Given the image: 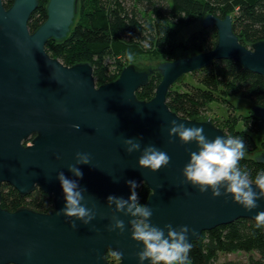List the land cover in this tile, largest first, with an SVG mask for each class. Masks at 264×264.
<instances>
[{
  "label": "water",
  "instance_id": "obj_1",
  "mask_svg": "<svg viewBox=\"0 0 264 264\" xmlns=\"http://www.w3.org/2000/svg\"><path fill=\"white\" fill-rule=\"evenodd\" d=\"M38 7L39 0H15L7 9L0 0V264H112L109 252L117 255L119 264H140L136 254L143 244L131 238L132 217L115 212V205L109 207L107 201L110 195L128 199L129 180L139 185L137 193L142 184L151 191L146 203L153 212L149 222L164 229L166 236L165 225H187L190 246L219 226L240 219L256 221L257 213L264 211V199L248 211L230 195L213 198L211 189L202 194L184 183L183 168L198 148L195 142L184 145L178 136L170 137L171 121L202 127L209 140L230 136L211 116H179L169 107L168 96L186 75L219 60H234L264 77V40L246 46L234 32L232 16L210 14L201 22L203 28L218 31L214 49L181 52L174 61L145 69L129 64L117 80L98 86L92 63L66 66L46 50L50 40L63 41L70 34L78 0H50L47 20L32 33L29 21ZM156 73L162 81L154 98L140 100L137 92ZM250 109L264 123V108ZM74 125H80L79 130ZM127 138L139 139L141 150L127 153ZM148 145L166 152L170 163L156 172L140 168L138 159ZM77 152L91 156V164L77 165L82 179L68 169L76 163ZM248 156L264 164L262 146ZM59 172L87 189L82 203L96 213L89 224L57 215L65 206ZM4 184L23 198L40 189L52 198L53 209L41 213L29 207L14 212L3 208ZM113 215L125 222L123 233L109 231Z\"/></svg>",
  "mask_w": 264,
  "mask_h": 264
},
{
  "label": "trees",
  "instance_id": "obj_2",
  "mask_svg": "<svg viewBox=\"0 0 264 264\" xmlns=\"http://www.w3.org/2000/svg\"><path fill=\"white\" fill-rule=\"evenodd\" d=\"M14 1L3 0V3L9 9ZM49 1L39 0V7L29 21L32 33L47 20ZM210 14L222 19L232 16L234 32L246 46L264 40V0H78V13L70 34L63 41L50 40L46 50L66 66L92 63L100 86L117 80L129 65L126 61L131 59L145 56L171 62L181 52L204 53L214 49L218 41V31L214 28L196 31L184 41L176 40L177 25H188ZM192 77L197 84L184 83L180 86L183 90L173 86L168 96L171 110L183 118L203 117L211 103L232 96L250 101L253 107L264 108V77L246 71L234 60L216 61ZM161 81L162 76L156 73L137 92V97L151 100ZM240 122L242 130L237 129ZM214 123L228 136L243 140L245 155L239 167L254 181L258 173L264 172V164L255 160L257 155L254 158L248 155L260 149L254 135L263 133L264 123L253 113L238 115L226 126L216 120ZM150 193L147 185L142 184L138 191L141 205H146ZM2 195L1 206L12 212L21 207L41 213L53 209L52 198L40 189L23 198L13 187L4 184ZM239 252L256 254L248 264H264V227H257L256 221L240 219L204 232L190 246L187 264H218L220 255ZM107 259L112 264L120 261L113 252L107 254Z\"/></svg>",
  "mask_w": 264,
  "mask_h": 264
},
{
  "label": "clouds",
  "instance_id": "obj_3",
  "mask_svg": "<svg viewBox=\"0 0 264 264\" xmlns=\"http://www.w3.org/2000/svg\"><path fill=\"white\" fill-rule=\"evenodd\" d=\"M131 59V56H129ZM79 130L80 125H74ZM169 136L179 137L181 144L195 142L198 151L190 152V161L183 168L184 183L197 187L200 193H207L211 189L213 198L222 195H230L234 202L244 209L251 211L259 207L257 201L264 199V172L258 173L255 180L249 178V173L239 167V161L244 157L245 144L243 140L227 137H216L209 140L204 135L202 127H187L176 120L171 121ZM170 142H173L170 140ZM126 152L141 150L139 139L127 138L124 140ZM190 151V150H189ZM59 158V157H58ZM168 154L154 145L143 148L138 159L140 168L150 169L152 172L160 170L170 163ZM91 164V156L87 153L77 152L76 163L68 166V169L77 178H83V172L77 165ZM57 179L60 181L65 196V206L57 212V215H64L68 218H76L84 224H89L95 219L96 213L82 203L85 200L84 193L87 189L80 187L77 180L69 179L63 172H59ZM131 188V195L128 199L110 195L107 198L109 207L115 205V212L131 216V238L138 243L142 242L143 248L136 255L140 264L150 261V264H187L190 245L187 225L178 229L171 224L165 225V230L153 226L149 221L153 215L152 209L147 205H141L136 189L139 185L132 180L127 181ZM253 185L258 191L254 190ZM223 189V191H221ZM113 223L109 231L120 233L125 231V222L116 215L112 217ZM256 226L264 227V211L255 216ZM73 229L77 228L75 221L72 222Z\"/></svg>",
  "mask_w": 264,
  "mask_h": 264
},
{
  "label": "rangeland",
  "instance_id": "obj_4",
  "mask_svg": "<svg viewBox=\"0 0 264 264\" xmlns=\"http://www.w3.org/2000/svg\"><path fill=\"white\" fill-rule=\"evenodd\" d=\"M203 29V25L201 22V19L190 23L188 25H177L176 26V40L184 41L186 38H188L191 34H193L196 31H200ZM129 64H134L140 69H145L147 67H156L159 63L164 62L162 59H151L149 57H139L135 59H131L126 61ZM184 83H190V84H197L196 81L193 79L192 74L186 75V78L179 82L174 87L180 88ZM182 89V88H180ZM183 90V89H182ZM251 102L240 98L236 96L229 97L227 100H224L222 98L218 99L217 101H214L210 104L208 111L205 115L211 116L218 122L221 126H226L229 123V121L233 120L234 118H237L238 115L247 116L250 113L252 114V110L250 109ZM237 121H239L237 119ZM241 124V127L239 126ZM237 126V129H243L242 122ZM249 132V131H247ZM256 142L259 144V146H263V139L264 134L261 135H254ZM264 149V147H262ZM260 150V149H259ZM256 254L252 253H234L231 255H220L219 263L218 264H224L226 261H236L240 262L242 264H248V261L251 257H255Z\"/></svg>",
  "mask_w": 264,
  "mask_h": 264
}]
</instances>
